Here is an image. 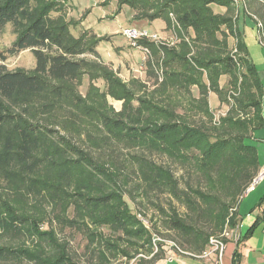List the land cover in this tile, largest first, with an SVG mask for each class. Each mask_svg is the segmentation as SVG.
<instances>
[{
	"label": "trees",
	"instance_id": "trees-1",
	"mask_svg": "<svg viewBox=\"0 0 264 264\" xmlns=\"http://www.w3.org/2000/svg\"><path fill=\"white\" fill-rule=\"evenodd\" d=\"M66 1L0 0V33L10 26L15 35L0 61L29 50L35 62L30 72L0 65V264H78L53 224L60 231L82 233L98 264H110L108 251L110 257L118 252L127 260L151 255L135 264H155L164 247L158 244L153 254L152 232L131 211L134 192L127 187L132 176L139 179L141 193L166 194L186 208L187 216L181 217L171 206L158 207L181 244L202 254L212 232L199 221L220 230L231 206L237 220V204L260 171L257 151L248 141L264 127L263 89L235 25V1L116 0L118 10H132L134 21L161 20L175 32L178 42L172 46L137 42L149 52L151 90L135 78L121 82L101 61L96 46L106 37L71 34L61 13ZM212 5L224 13L215 14ZM229 38L235 41L233 48ZM84 76L106 81L108 94L123 100L121 110L105 106L104 94L95 91L89 98L91 86L83 97L79 87ZM223 76L227 80L221 86ZM210 93L228 106L217 125L211 124ZM171 94L188 98L189 108L202 120L177 114L171 103L163 106ZM141 107L151 115L143 117ZM123 148L140 153L120 157ZM147 154L195 172L205 189H181L170 167ZM212 173L226 177L218 181L219 194L210 184ZM102 226L122 236L116 243L103 240L93 230Z\"/></svg>",
	"mask_w": 264,
	"mask_h": 264
},
{
	"label": "rangeland",
	"instance_id": "rangeland-1",
	"mask_svg": "<svg viewBox=\"0 0 264 264\" xmlns=\"http://www.w3.org/2000/svg\"><path fill=\"white\" fill-rule=\"evenodd\" d=\"M235 4V17H236V28L242 34V40L246 47L249 59L253 63L257 75L262 83L263 89V119H264V0H234ZM212 11L215 14H223L224 8L212 5ZM61 13L65 17L66 21L70 23L69 30L71 34L75 37L79 36L82 32L94 33L96 37H106L107 40L99 41L96 46V51L99 54L101 61L108 65L117 76L121 79V82L127 84L130 79H136L146 85L148 89H152L153 79H149L146 74L147 66L146 62L149 57V52L144 47L138 45V48L132 47L131 43L122 35L124 29H136L147 31L150 35H157L159 43L158 45L165 44L172 46L178 42L176 39L175 32L173 29H168L165 23L161 20H155L151 23L146 21H134L132 19L133 12L127 6H122L119 10L117 9L116 0H68L65 2ZM57 13H52V16H57ZM233 15V16H234ZM186 38L187 35H185ZM15 40V35L12 33L11 27L6 26L4 30L0 33V54L4 55L7 48L11 46ZM148 40V39H147ZM150 41V40H149ZM151 42V41H150ZM229 46L234 47L235 41L232 38L228 40ZM88 59H93L89 55H84ZM1 60V59H0ZM34 58L29 50H25L13 57H8L5 61H0V65H3L8 71L23 70L25 72H30L34 68ZM160 75V69H158ZM226 77L220 78V85L224 86L226 84ZM95 88L88 96L92 99L93 92L97 94H104V104L105 106L111 108L114 112H119L122 108L123 100H116L108 94V83L102 78H95L89 80L87 76L82 79V85L79 87V92L83 97L86 96L89 87ZM132 89V88H130ZM192 95L197 98V91L195 88H191ZM96 94V95H97ZM138 96H143L138 93ZM171 100L166 103H171V105L176 106L175 112L179 115L186 114L190 120L199 123L202 119L196 110L190 109L189 99L183 96L169 95ZM147 98V97H145ZM157 100H164L163 96H156ZM133 105H136V101L129 100ZM166 101V99H165ZM209 107L212 110V121L211 124H218L220 118L224 117L228 106L226 104H219L217 97L210 93L208 97ZM157 103V102H156ZM102 103L100 102L99 105ZM154 104L157 107L161 105ZM151 106V105H149ZM144 107V106H143ZM141 107L143 117L151 115L150 112H146L145 109ZM86 128V129H85ZM85 130L92 131L90 125L84 126ZM84 135V134H82ZM84 137V136H82ZM249 144L256 148L257 154L259 155V160L264 162V127L256 130L253 133V138L249 140ZM140 150L137 148H123L122 157H126L130 154H138ZM155 163L169 166L173 172L174 177L178 181V185L181 189H184L186 185H191L193 188L205 189L203 183H200L199 177L196 173H189L188 168H183L178 164H170L168 160L162 156L153 154L149 155ZM128 158V157H127ZM192 164V161H191ZM237 171L240 167H236ZM229 170V168L227 169ZM260 173V171H259ZM213 175V173H212ZM224 175V174H223ZM226 175V174H225ZM213 175V181L210 184L213 189L220 193L221 183L218 181H223L224 176ZM252 182L248 184L245 188V192L248 190ZM141 186L139 179H135L134 176L131 177L129 186L127 189L133 193L134 202L130 204L131 211L135 214L137 220L142 224V226L152 232V249L158 247V244L163 245L164 248H168V244H164L163 241L173 243L179 250L191 253L181 244L179 235L168 229L166 226L165 216L159 211L158 207L165 210L168 207H173L178 215L185 217L188 214L186 208L176 200L170 199L166 194L160 195L158 193H141ZM135 190L137 192H135ZM245 192L242 194L244 195ZM216 193V194H217ZM240 198V196H239ZM237 198V199H239ZM225 202L227 200L223 199ZM228 210V214L225 217L224 225L221 229L215 231L211 230L209 226H203L202 220L199 221V225L207 232H212L209 237L207 246L204 251H207L211 247V242L214 240L225 241L235 234L237 227V220L235 219L233 212L234 208L231 206ZM68 215L72 216V210L68 211ZM188 218V217H187ZM187 220V219H186ZM47 224L42 226V229L47 228ZM53 228L59 234L58 236L68 241L70 252L75 254V259L78 264H98L96 258H92L87 249V241L84 235L73 229H65L63 231L59 230L57 225L53 224ZM94 231L100 234L103 240H107L111 243H116V238L120 236V233H113L108 227H94ZM122 236V235H121ZM176 248H170L176 253ZM121 250L122 247H119ZM111 253L108 251L107 256H109L110 264H135L138 259L144 258L148 260L151 255L145 256L143 253H139L133 259L127 260L122 254L115 252V256L110 257Z\"/></svg>",
	"mask_w": 264,
	"mask_h": 264
},
{
	"label": "crops",
	"instance_id": "crops-1",
	"mask_svg": "<svg viewBox=\"0 0 264 264\" xmlns=\"http://www.w3.org/2000/svg\"><path fill=\"white\" fill-rule=\"evenodd\" d=\"M257 156L263 176L238 202L236 231L223 241L220 256L216 252L210 253V248L206 251L210 254L202 258L163 248V255L155 264H264V162Z\"/></svg>",
	"mask_w": 264,
	"mask_h": 264
},
{
	"label": "built area",
	"instance_id": "built-area-1",
	"mask_svg": "<svg viewBox=\"0 0 264 264\" xmlns=\"http://www.w3.org/2000/svg\"><path fill=\"white\" fill-rule=\"evenodd\" d=\"M122 35L131 43L132 47H134V48L135 47L138 48L137 42H138V40H141V39H148L151 42H155V43L160 42L157 35H150L147 33V31H143V30L124 29L122 31ZM262 176H263V174L259 173L258 176L255 179H253L248 190L251 189L252 187H254L258 183V181L262 178ZM163 243L165 245L168 244L167 245L168 248H176V246L171 242L163 241ZM223 246H224V243L222 241L214 240L211 242V247H210L209 252L210 253L216 252L218 254V257H219L222 250H223ZM176 250L180 254H185V255H188V256L193 257V258H202V257H206L210 254L209 252L204 251L202 254L196 255V254H190V253L183 252V251L179 250L178 248H176ZM156 252H157V248H154L153 254Z\"/></svg>",
	"mask_w": 264,
	"mask_h": 264
}]
</instances>
